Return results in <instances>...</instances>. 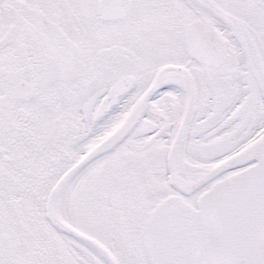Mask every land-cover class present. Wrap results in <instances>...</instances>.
Listing matches in <instances>:
<instances>
[{"label":"snow or ice","instance_id":"obj_1","mask_svg":"<svg viewBox=\"0 0 264 264\" xmlns=\"http://www.w3.org/2000/svg\"><path fill=\"white\" fill-rule=\"evenodd\" d=\"M0 264H264V0H0Z\"/></svg>","mask_w":264,"mask_h":264}]
</instances>
